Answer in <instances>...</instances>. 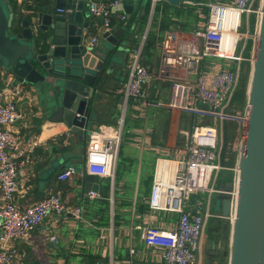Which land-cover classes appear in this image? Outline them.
I'll use <instances>...</instances> for the list:
<instances>
[{
	"label": "crops",
	"instance_id": "1",
	"mask_svg": "<svg viewBox=\"0 0 264 264\" xmlns=\"http://www.w3.org/2000/svg\"><path fill=\"white\" fill-rule=\"evenodd\" d=\"M43 1L16 0L14 16L18 19V24L22 19L29 17L30 13H37ZM195 2L197 0H187L177 5L164 0H158L155 4L152 0L134 2L133 11L137 16L135 20L131 18L129 26L123 32L124 51L117 56L92 103L96 120L90 124V128L95 129L102 124L118 126L122 121V137L114 175L111 178L99 177V189L94 192L95 196L92 198H85L81 193L84 168V161L81 160L84 145L81 139L73 135L65 125L50 122L36 89H33L32 85L20 83L12 73L0 67V86L17 88L19 91L13 99L22 117L10 129L20 144L28 150L29 161L20 168L17 176V205L26 207L41 200L48 193H58L67 204L79 205L83 210L79 220L72 215H49L31 232L28 239L15 240L13 244L17 252L12 264H165L160 249L145 245L141 238V228L155 226L169 229L176 226L177 213L151 210L147 200L157 159L163 156L176 158V151L184 140V132L190 130L193 118L176 110L148 109L139 101H126L124 84L134 49H141V62L155 71L161 53L160 40L165 31L191 32L203 25L206 9L193 4ZM141 9L144 10V20L140 18ZM122 15V11L111 10L110 19L113 26H123L126 23V20L121 19ZM88 21L87 42L91 37L97 36L102 20L92 15L88 17ZM253 21L255 32L256 18ZM252 27L241 32L242 37L248 39ZM147 37L148 40L151 38L149 46L142 48ZM133 39L137 45L135 48L132 47ZM247 44L248 41L245 46ZM239 57L240 64L249 61L241 54ZM233 65H239L238 61ZM168 92V83L159 79L149 87L151 99L165 100ZM235 94L229 108L242 110L245 106L237 107L234 103ZM203 123L215 124L209 119L203 120ZM215 125L219 136L222 134V137L229 140L233 138V142L238 139L239 130L236 124ZM32 143L35 145L31 146ZM228 143L224 144L220 155L222 161L220 159L219 163L221 166V162L223 163L222 169L207 167L203 189L199 188L190 199L191 204L203 199L204 210L213 213L205 220L194 264L205 263L213 243L215 255L211 258V264L227 263L221 260V256L228 249L229 235L223 230V224L219 225L225 219L221 217L220 211L216 210L214 196L217 194L216 190H220L223 184L232 180L234 164L231 163L235 159L226 149ZM86 145L87 142L85 150ZM227 153L229 158L225 161ZM66 167L79 171L66 180L58 179L57 175ZM213 176L215 180L212 179ZM212 180L214 184L210 186ZM209 187L212 190L207 191ZM204 193H208L206 200ZM210 218L214 222L213 226L210 225ZM221 229L224 232L222 238L214 240L210 235L206 236V230L210 231V234L221 235ZM51 236H54L56 241L51 240ZM207 238L211 241L205 248Z\"/></svg>",
	"mask_w": 264,
	"mask_h": 264
},
{
	"label": "built area",
	"instance_id": "2",
	"mask_svg": "<svg viewBox=\"0 0 264 264\" xmlns=\"http://www.w3.org/2000/svg\"><path fill=\"white\" fill-rule=\"evenodd\" d=\"M157 1L152 0V3ZM118 3V0L88 1L89 13L102 20L97 36L91 37L89 44L96 43L104 32L112 31L111 10ZM252 3L253 0H197L193 4L206 9L203 25L191 32L165 31L160 40L161 53L155 71L141 62L140 48L132 52L124 84L125 100L139 101L148 109L176 110L193 118L190 130L184 132L176 158L163 156L157 159L147 200L151 210L177 213L176 226L141 228L145 245L160 249L165 264H194L205 220L213 214L204 210L203 199L193 204L190 199L199 188L203 189L207 167L222 169L219 163L222 144L215 124L233 123L238 126L239 135L243 137L245 133L248 124L246 105L242 110H236L230 109L229 104L240 75L239 65L233 63L240 59L236 49L243 35L239 29L244 13L255 14V40L257 37L261 13L259 8H252ZM121 19L125 21V15ZM228 37L232 43L230 51L225 47ZM218 59L223 62H217ZM157 79L168 83L165 100L149 96V87ZM18 93L17 88L0 86V264L14 262L17 252L14 241L28 239L49 215H72L79 220L83 214L81 206L67 204L58 193H48L26 207L17 205L18 172L29 161L27 147L20 144L10 129L22 117L13 99ZM205 119L215 124H204ZM121 137L122 121L118 126L102 124L90 130L83 174L113 177ZM161 162H172L173 167L161 166ZM232 169L228 219L234 217L238 189V170L236 166ZM75 172L74 168L66 167L57 178L66 180ZM94 196V192H89V197ZM50 239L56 241L54 236Z\"/></svg>",
	"mask_w": 264,
	"mask_h": 264
},
{
	"label": "water",
	"instance_id": "3",
	"mask_svg": "<svg viewBox=\"0 0 264 264\" xmlns=\"http://www.w3.org/2000/svg\"><path fill=\"white\" fill-rule=\"evenodd\" d=\"M87 0H44L37 13L14 24L8 0H0V67L17 81L29 84L41 96L50 122L65 125L84 145L89 126L96 120L92 107L98 88L124 51L123 32L129 25L137 0H119L113 10L124 12L126 23L113 26L94 44L87 42ZM172 5L187 0H164ZM246 90L248 124L236 160L238 189L234 217L223 223L228 232L226 264H264V0ZM144 18V10L140 11ZM126 56H128L126 54ZM76 170V169H75ZM77 172L79 169L76 170ZM81 193L97 192V175L82 174ZM232 182L215 194L223 219L230 211ZM215 245L204 264H211Z\"/></svg>",
	"mask_w": 264,
	"mask_h": 264
},
{
	"label": "rangeland",
	"instance_id": "4",
	"mask_svg": "<svg viewBox=\"0 0 264 264\" xmlns=\"http://www.w3.org/2000/svg\"><path fill=\"white\" fill-rule=\"evenodd\" d=\"M260 2H261V0H253L252 8L253 9L259 8L260 7ZM14 18H15L14 24H18V22H17L18 19L15 16H14ZM253 19H255V15H253L252 13L251 14L250 13H244L242 15V17H241V27H240L239 30L243 33V31H247L248 29H251L252 25L254 24ZM245 39L246 38L244 36L240 39V41L238 43V47L236 49V54H238V55L241 54L242 56L246 57L249 61H244V63H241V64L239 63L240 60L238 61V64L240 66V75H239V78L240 79L238 81V85H237V88H236L237 89L236 90L237 91L236 93H238V91H240V90H241V92H243L242 89L244 87L247 90L248 79H249V77H248V69L251 67V60L253 59L254 46H255V42H256V40H255V32H254L253 27H252L251 34H250L249 38L246 39V40ZM247 41H248V44H247V46H245V44H246ZM218 60L221 61V59H218ZM231 103H232V100H231ZM234 103H235V105L237 107L245 106V104H246V92H245V96L244 95H241V97H238L235 94ZM218 126L220 128V125H218ZM92 129L93 128H90L89 127V130H92ZM242 139H244V137H242L241 135H238V139H235L234 142H233V138L228 141L229 143H228V146H227L226 149H228V152L231 154V157H234V159H235L231 163V164H234L232 167H235L236 160L238 158V153H239L240 141ZM219 140H220V144H222V149L224 150V147H225L224 142L225 141H224V137H222V134H220ZM227 155L228 156H227V159L225 158V161L228 160V158H229V154L228 153H227ZM221 161H222V159H221ZM76 164L78 165L79 163H76ZM221 164L223 166V163L222 162H221ZM212 179L215 180V177L213 176ZM213 180L211 181L210 186L214 184L213 183ZM207 194L208 193H204L203 194V197L205 198V200H206ZM216 210L219 211V209L217 208V206H216ZM210 221H211L210 222V225L213 226L214 225V222L212 221L211 218H210ZM224 221L228 223V222H230V219L223 220L222 223H220L219 225L222 226V224H223ZM218 230H220V229L218 228ZM220 232H221V235L219 233H211L210 234V231L208 232L206 230V236L208 237V235H210V238H212L214 240H217L219 237L222 238L223 235H224V232H223L222 229H221ZM210 241H211V239H209V241H208V238H207V244H205V248L208 246V243ZM225 261L227 262V256H226ZM40 264H45V263H40ZM48 264H56V263L49 262Z\"/></svg>",
	"mask_w": 264,
	"mask_h": 264
},
{
	"label": "trees",
	"instance_id": "5",
	"mask_svg": "<svg viewBox=\"0 0 264 264\" xmlns=\"http://www.w3.org/2000/svg\"><path fill=\"white\" fill-rule=\"evenodd\" d=\"M8 3L12 6V8H13V12H15V10H16V6H17V3H16V0H8ZM158 10V6L156 5L155 6V11H157ZM137 13L135 12V11H133L132 12V19H136V15ZM145 18H143L142 20H144ZM14 21H15V19H14ZM129 26V25H128ZM149 39V37H147L146 39H145V43H144V45H143V47L142 48H145V46L146 47H148L149 46V43H150V40H151V38H150V40H148ZM133 48H135V47H137V45H136V42H135V40L133 39V46H132ZM249 73H250V68L248 69V77H249ZM240 79V78H239ZM237 90V89H236ZM235 90V92H234V94L237 92ZM243 90V92H241V90L240 91H238V93H236V96H238V97H241V95H244L245 96V92H246V89H245V87L242 89ZM235 97V96H234ZM228 138L227 137H224V144H226L227 142H228ZM227 141V142H226ZM226 256H227V251H224V253H223V255L221 256V260H225L226 259ZM213 262V261H212Z\"/></svg>",
	"mask_w": 264,
	"mask_h": 264
},
{
	"label": "bare ground",
	"instance_id": "6",
	"mask_svg": "<svg viewBox=\"0 0 264 264\" xmlns=\"http://www.w3.org/2000/svg\"><path fill=\"white\" fill-rule=\"evenodd\" d=\"M225 43H226V50L227 51H230L231 49H232V43H231V40H230V37H228V39L225 41ZM160 165L162 166V165H164V166H166V167H173L172 166V162H161L160 163ZM234 212H235V209H234Z\"/></svg>",
	"mask_w": 264,
	"mask_h": 264
}]
</instances>
